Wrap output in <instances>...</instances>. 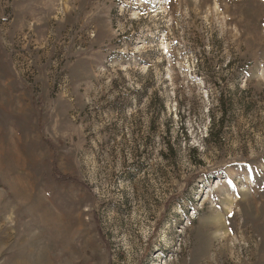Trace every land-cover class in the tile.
<instances>
[{"label": "rangeland", "instance_id": "374dc122", "mask_svg": "<svg viewBox=\"0 0 264 264\" xmlns=\"http://www.w3.org/2000/svg\"><path fill=\"white\" fill-rule=\"evenodd\" d=\"M0 264H264V0H0Z\"/></svg>", "mask_w": 264, "mask_h": 264}]
</instances>
